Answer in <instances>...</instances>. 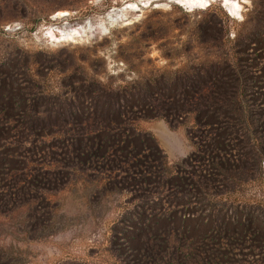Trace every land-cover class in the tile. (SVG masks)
I'll list each match as a JSON object with an SVG mask.
<instances>
[{
  "label": "rangeland",
  "instance_id": "1",
  "mask_svg": "<svg viewBox=\"0 0 264 264\" xmlns=\"http://www.w3.org/2000/svg\"><path fill=\"white\" fill-rule=\"evenodd\" d=\"M206 1L0 0V178L14 174L0 180V264H193L184 253L214 228L208 203L180 173L192 170L182 164L197 150L194 114L132 124L127 136L146 155L161 151V161L147 160L144 183L113 163L67 158L61 139L19 130L25 114L74 90L85 93L87 120L104 98L97 85H172L178 74L228 60L244 68L264 139V0H237L238 16ZM95 130L83 125L84 143ZM262 150L255 180L214 198L227 234L251 238L238 264L259 259L264 241Z\"/></svg>",
  "mask_w": 264,
  "mask_h": 264
},
{
  "label": "trees",
  "instance_id": "2",
  "mask_svg": "<svg viewBox=\"0 0 264 264\" xmlns=\"http://www.w3.org/2000/svg\"><path fill=\"white\" fill-rule=\"evenodd\" d=\"M243 69L239 62L226 60L223 65L178 74L172 85L160 82H134L116 88L97 85L98 94L104 98L95 101L94 107L89 109L93 117L87 120L79 114L85 93L74 90L69 97L51 104L46 112L37 108L38 113L25 114L20 120V135L56 137L63 140V153L67 158L77 159L84 155L91 163H113L118 165L119 175L132 176V181L144 183L150 181L146 176L153 171L149 170L147 160L161 161V151L155 146L153 154L146 155L144 143L140 141L139 144L135 138L127 136L132 124L139 118L160 116L177 123L187 114H194L198 132L192 136L197 150L182 164L192 170L180 173L185 180L189 178L194 192L203 195L208 203L214 216V228L212 235L196 244L197 247L189 248L184 258L193 264H238L251 238L227 234L229 222L220 220L222 214H218L224 206L214 198L224 192H235L237 184L246 185L255 180V169L263 160L264 139L259 135L262 125L255 116L249 79ZM35 97L39 98L37 94ZM34 101L38 103L39 99ZM89 121L94 122L97 130L93 132L92 141L84 143L80 132ZM45 130L51 131L46 133ZM25 153L21 151L20 155ZM6 174L8 177L0 178L1 181L13 178L14 174ZM45 178L49 179L47 174ZM202 246L204 251L200 252ZM152 247L157 246L153 244ZM255 249L260 257L250 264H264V241Z\"/></svg>",
  "mask_w": 264,
  "mask_h": 264
},
{
  "label": "bare ground",
  "instance_id": "3",
  "mask_svg": "<svg viewBox=\"0 0 264 264\" xmlns=\"http://www.w3.org/2000/svg\"><path fill=\"white\" fill-rule=\"evenodd\" d=\"M195 4L198 3L203 6L204 2L206 3V0H192ZM222 2L225 3V7L227 8V11L230 13L232 16H238L240 13V3L237 0H221ZM73 34V32H71ZM70 35V33H68ZM71 34V35H72ZM67 35V34H66ZM71 37V36H69Z\"/></svg>",
  "mask_w": 264,
  "mask_h": 264
}]
</instances>
